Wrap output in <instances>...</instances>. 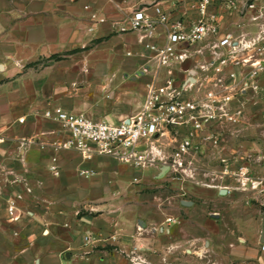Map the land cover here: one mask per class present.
Here are the masks:
<instances>
[{
  "label": "crops",
  "instance_id": "crops-1",
  "mask_svg": "<svg viewBox=\"0 0 264 264\" xmlns=\"http://www.w3.org/2000/svg\"><path fill=\"white\" fill-rule=\"evenodd\" d=\"M238 1L236 11L219 13L222 34L235 35L225 21L230 15L228 23L237 26L238 35L253 31L251 13L241 17L246 7ZM256 5L264 8V0ZM139 6L151 13L159 8L188 25L199 18V0H0V76L8 78L17 66L38 67L53 56L64 61L70 33L90 27L111 31ZM12 106H0V122H5L0 125V264H130L132 253L146 264H264L262 219L246 202L227 199L212 212L211 200L171 202L169 207L149 203L132 194L137 190L132 182L148 169L96 157L89 162L79 158L77 167L67 171L61 152L60 177L49 172L51 152L47 179L37 180L28 150L54 137L30 131L28 137L11 138L12 130L34 121L31 113ZM22 117L25 122L19 124ZM43 120L48 132L58 129ZM11 144L14 153L6 151ZM80 170L94 174L84 177ZM43 192L47 195L39 197ZM12 199L16 210L9 213Z\"/></svg>",
  "mask_w": 264,
  "mask_h": 264
},
{
  "label": "built area",
  "instance_id": "built-area-1",
  "mask_svg": "<svg viewBox=\"0 0 264 264\" xmlns=\"http://www.w3.org/2000/svg\"><path fill=\"white\" fill-rule=\"evenodd\" d=\"M222 1L227 10L237 8L238 0ZM256 1L251 0L246 7L253 31L237 36L222 34L219 15L209 12L215 0H200L199 18L190 25L171 19L156 7L152 13L149 8L133 11L118 24L119 31L138 33L158 70L146 86L140 110L118 123L93 120L62 108L44 110L42 118L58 127L44 134L53 136L52 141L38 143L40 149L53 153L49 172L59 176L57 154L69 151L82 162L107 157L132 168L162 165L164 173L186 174L184 160L193 139L217 143L216 129L236 125L243 118L239 97L249 90H263L259 82L264 80V8ZM194 47L199 48L189 52ZM195 55L203 57L198 66L203 79L197 71H190L192 77L181 81L178 67ZM24 122V117L18 119L19 124ZM180 130L188 135L182 139L172 136ZM167 147L172 148L169 155ZM79 174L89 177L94 172L80 170ZM224 175L236 179L239 190L264 196V178L253 177L248 168L239 167L233 173L226 170ZM222 191L231 193L228 188ZM15 210L12 199L8 211ZM262 230L260 247L264 254V218ZM129 259L130 264H146L133 253Z\"/></svg>",
  "mask_w": 264,
  "mask_h": 264
},
{
  "label": "rangeland",
  "instance_id": "rangeland-1",
  "mask_svg": "<svg viewBox=\"0 0 264 264\" xmlns=\"http://www.w3.org/2000/svg\"><path fill=\"white\" fill-rule=\"evenodd\" d=\"M242 2L247 7L251 0ZM142 8L136 7L134 11ZM224 10L232 11L223 6L222 0H215L209 12L219 15L224 14ZM246 13L243 10L239 15L243 17ZM232 18V15L226 16L225 21L237 36V26H233L232 21L228 23ZM119 23L108 32H99L90 27L84 33H70V52L64 61L43 60L38 67L29 65L26 68L12 65L17 66L19 72L12 68L8 78L0 76V106L13 105L22 110L21 113L25 111L34 117L31 125L16 128L15 132L12 130L11 138L28 137L30 131L43 137L48 131L41 115L44 110L52 107L113 123L138 113L146 86L158 70L151 53L140 43L139 34L120 32ZM198 48H190L189 52L194 53ZM202 61L203 57L195 55L178 67L179 79L186 81L192 77L190 71H197V76L202 80L204 74L198 67ZM259 85L263 88L261 92L249 90L239 97L240 102L237 101L244 110L243 118L236 125L216 129L217 143L193 139L192 148L184 160L186 174L164 175L162 165L149 168L142 173L145 177L132 182L137 186L132 194L142 201L162 203L164 207L173 205L171 202L211 200V212L223 206L227 199L239 200L246 202L249 209L258 213L259 219L263 220L264 196L239 190L238 181L224 175L226 170L233 173L239 167H246L253 177L264 178V80ZM0 125H5V122H0ZM186 135L187 131L180 130L178 135L173 133L172 136L182 139ZM6 151L14 153L15 146L11 144ZM171 151L172 148L167 147L165 152L169 155ZM3 152L0 148V153ZM51 152L37 146L28 150L27 157L32 160L30 166L38 173L35 177L37 180L47 179L44 173ZM59 156L67 171L77 167V154L65 151ZM10 163L6 167H11ZM59 177V180H63ZM227 188L231 193L222 195V190ZM55 194L61 196V191ZM38 195L42 197L47 194L43 192ZM261 232L262 229L260 235Z\"/></svg>",
  "mask_w": 264,
  "mask_h": 264
},
{
  "label": "trees",
  "instance_id": "trees-1",
  "mask_svg": "<svg viewBox=\"0 0 264 264\" xmlns=\"http://www.w3.org/2000/svg\"><path fill=\"white\" fill-rule=\"evenodd\" d=\"M57 59H58L57 56H53V57H51V60H57Z\"/></svg>",
  "mask_w": 264,
  "mask_h": 264
},
{
  "label": "water",
  "instance_id": "water-1",
  "mask_svg": "<svg viewBox=\"0 0 264 264\" xmlns=\"http://www.w3.org/2000/svg\"><path fill=\"white\" fill-rule=\"evenodd\" d=\"M0 68H1V66H0ZM221 194L222 195H225V193L223 191L221 192ZM262 236H263V230H262Z\"/></svg>",
  "mask_w": 264,
  "mask_h": 264
}]
</instances>
